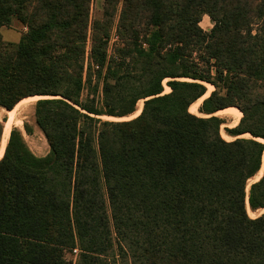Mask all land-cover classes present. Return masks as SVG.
Wrapping results in <instances>:
<instances>
[{
    "label": "trees",
    "instance_id": "obj_1",
    "mask_svg": "<svg viewBox=\"0 0 264 264\" xmlns=\"http://www.w3.org/2000/svg\"><path fill=\"white\" fill-rule=\"evenodd\" d=\"M95 1L0 0V30L28 29L0 37V109L46 98L50 149L36 157L10 118L0 264H264V214L247 209L264 210V0H100L92 19Z\"/></svg>",
    "mask_w": 264,
    "mask_h": 264
},
{
    "label": "rangeland",
    "instance_id": "obj_2",
    "mask_svg": "<svg viewBox=\"0 0 264 264\" xmlns=\"http://www.w3.org/2000/svg\"><path fill=\"white\" fill-rule=\"evenodd\" d=\"M102 8H103L102 1L96 0L92 6L91 18L92 19L100 18L102 16V11H103ZM213 26H214V24H213L212 20L210 19V17L207 15H204L202 17V20L200 23V27L203 29V31L206 33H209L212 30ZM27 33H28L27 27L15 19L9 27H4L0 30V37H1L2 41L6 44L17 45V44H19L25 40ZM117 41H118V37L116 36V31L114 30L112 33L111 43H110V47H109V54L110 55L113 53V49H114ZM89 51H90V43H88V45H87V52H89ZM167 82H168V80L164 82L165 94H167L166 93V91H167L166 83ZM207 87H208L207 94H209V96H210V94L215 90V88L211 89V88H209V86H207ZM86 97H87V92L85 91L83 94V98L85 99ZM208 97H206V99ZM40 98L41 99L25 101L24 103H22L18 107V109H16L14 116H13V119H12V123H11V132L14 129L19 130L21 132V134L23 135L24 141H25L26 145L28 146L29 150L36 157L42 158V157H45L48 155L50 149H49V145H48V142H47L45 136L37 127V125L35 123V118H34L36 103L39 100L46 99V98H42V97H40ZM196 103L191 106L190 112L194 115L200 116L198 109L200 108V106L203 102L199 101L197 104ZM143 106H144V101H140L138 106H137V109H138L137 113L135 115H133L132 117L126 118V119L132 120L133 117L135 118L140 113L139 110ZM13 110H15V108ZM9 112H11V111L0 109V122L3 124V127H4L1 142H0V148H2L6 144L7 139H8V136H7L5 129H6L7 125L10 123L9 121H10L11 117H10ZM216 116L220 117L224 121V125L221 128L222 137L226 141H232V138H230L227 135L226 129H233V128L237 127L238 126L237 125L238 120L236 121L233 114H220V115L217 114ZM126 119L121 120V121H126ZM108 120L119 121V120H115L112 118H108ZM235 125H237V126H235ZM25 126H28L29 133L26 132ZM263 167H264V162H263ZM261 171H262L261 172V174H262L264 172V168L261 169ZM261 174H259V175H261ZM256 177L252 181L249 182L248 189L250 188V186L253 183L257 182L256 181L257 179H260V178H256ZM247 209H248L249 216L253 219L264 214V210L253 213L250 210L248 205H247ZM77 255L74 253L73 254L68 253L66 255V258L68 260H73L75 262ZM117 261H118L117 264H127L126 262H123L122 260H119V259Z\"/></svg>",
    "mask_w": 264,
    "mask_h": 264
},
{
    "label": "bare ground",
    "instance_id": "obj_3",
    "mask_svg": "<svg viewBox=\"0 0 264 264\" xmlns=\"http://www.w3.org/2000/svg\"><path fill=\"white\" fill-rule=\"evenodd\" d=\"M207 86H209V88H214L213 86H211V85H207ZM209 96V94H207L206 96H204L202 99H200L199 101H204L205 99H206V97H208ZM36 99H40V98H30V99H28L27 101H29V100H36ZM199 101H197V103L199 102ZM196 103V104H197ZM140 111V110H139ZM10 113V117H11V119H13V114L11 113V112H9ZM218 115H220V114H233V116L235 117V119H236V121L238 120V117H237V114H236V112H235V110L234 109H232V108H230L229 110L227 109V110H224V111H220V112H218L217 113ZM216 114V115H217ZM5 131H6V133H7V136H8V132H7V130L5 129ZM264 168V167H263ZM262 168V169H263ZM261 172L262 171H260L259 172V174H261ZM258 174V175H259ZM250 190V189H249ZM248 199V198H247ZM247 205H248V203H247Z\"/></svg>",
    "mask_w": 264,
    "mask_h": 264
},
{
    "label": "built area",
    "instance_id": "obj_4",
    "mask_svg": "<svg viewBox=\"0 0 264 264\" xmlns=\"http://www.w3.org/2000/svg\"><path fill=\"white\" fill-rule=\"evenodd\" d=\"M73 253L77 255L78 254V250H74Z\"/></svg>",
    "mask_w": 264,
    "mask_h": 264
},
{
    "label": "water",
    "instance_id": "obj_5",
    "mask_svg": "<svg viewBox=\"0 0 264 264\" xmlns=\"http://www.w3.org/2000/svg\"><path fill=\"white\" fill-rule=\"evenodd\" d=\"M216 116V115H215ZM264 174V173H263Z\"/></svg>",
    "mask_w": 264,
    "mask_h": 264
}]
</instances>
